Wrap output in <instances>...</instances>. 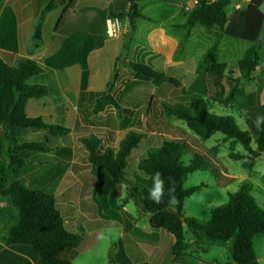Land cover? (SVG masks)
<instances>
[{
	"label": "trees",
	"instance_id": "16d2710c",
	"mask_svg": "<svg viewBox=\"0 0 264 264\" xmlns=\"http://www.w3.org/2000/svg\"><path fill=\"white\" fill-rule=\"evenodd\" d=\"M127 2L130 4L128 13H122L116 17L122 19L127 16L133 31L136 20L144 18V15L139 7V0H127ZM231 2L232 0H198L197 7L192 11L183 10L188 19L186 24L181 26L186 32L179 49L182 48L183 42L189 39L196 25L215 31L216 40L199 63L198 73L201 70L205 71L204 78L217 86L219 90L209 94L207 87L201 85V75H198L196 84L192 87V91L197 92V95L192 97L190 104L183 101L176 103L174 100L170 104H164V113L170 118L182 121L188 130L182 127L177 129L182 134H188L190 131L194 140H208L215 134L221 133L226 141H230V157L233 159L245 158V155L234 153L236 145H241L250 158H258L264 154V122L258 129L255 121L258 117H264V104L260 100L264 80L260 79L256 89L248 94L243 82L252 80V75L261 61L259 50L264 45L262 35L264 0H249L244 9L229 16L226 9ZM56 7V0H51L45 7L43 15ZM7 13L10 15V42H12L14 18L9 10L4 17H7ZM43 15L35 29L34 39L36 40L42 38ZM225 36L252 44L238 62L240 77H234L232 70L227 72V63L209 64L218 50L221 39ZM5 43L0 40V45L6 46ZM128 44L126 41L124 52ZM80 62L85 77L88 64L85 59H81ZM129 64L136 75L152 80L156 87L165 83L175 87L181 84L179 79L167 76L150 64L140 62ZM43 72V66L29 58H21L13 66L0 58V161L6 155L9 164L18 169H25L27 166V161L21 157L20 153L28 151L45 158L51 150L46 147L45 142L20 143L17 138L8 135L7 125L18 129L47 130L51 135L67 131L60 125L44 121L42 117L27 115L26 108L31 99H41L49 95L47 86L29 82L32 77ZM117 80L116 60L107 90L95 94L97 98L92 104L94 114L103 113L110 106L120 109L118 102L111 94ZM243 96H246V101L239 112L245 119V128L237 123L233 115H221L210 110V101L229 106L236 102L237 97ZM99 125L102 128L103 125ZM112 128L114 130L106 129L105 139L91 135L82 139V143L98 175L112 183L123 184L129 160L133 151L139 146L142 135L130 132L116 147V125ZM62 150L70 149L67 147L54 149L57 154H61ZM208 153L212 157L207 153H201L183 135L167 138L161 146L148 149L138 164L141 174L136 175L134 181V189L140 194L141 210L149 216L152 228L174 235L172 254L176 260L182 258L190 247H200L205 242H211L231 245L233 264H260L253 241L255 236L264 235V208L253 196L249 181L242 182L236 192L229 194V200L226 203L212 207L211 218L208 221L202 222L193 217H186L184 214L186 199L204 187L200 185L185 188L184 183L190 174L200 170L209 171L220 184L228 185L227 182L231 180L223 175L219 165L214 161L213 149H208ZM184 154L193 156L187 165L182 162ZM157 172L161 174L159 179L163 181L161 203H156L150 197V191L154 187L153 177ZM2 197L10 199L18 215L14 223L9 226L6 235L2 237L0 249L2 244L27 245L39 254V264L73 263L76 257L73 252L85 240L86 232L80 229L78 233H74L68 229L53 193L47 189L28 186L20 180L11 181L4 169L0 167V198ZM172 197H175V202H170ZM184 226H187L194 237L193 244L186 241ZM69 251H72L71 254H66Z\"/></svg>",
	"mask_w": 264,
	"mask_h": 264
},
{
	"label": "rangeland",
	"instance_id": "374dc122",
	"mask_svg": "<svg viewBox=\"0 0 264 264\" xmlns=\"http://www.w3.org/2000/svg\"><path fill=\"white\" fill-rule=\"evenodd\" d=\"M163 2L164 0H157L149 3V0H141V7L147 14L153 17L154 23H150L147 20L139 22L136 31L132 35V47L129 52L122 51L117 59L118 80L111 94L118 102L120 109L118 110L110 106L103 113L94 114L92 104L97 98L95 94L98 92H96L92 94L94 99L93 102L89 104H79L76 121H74L72 117V119L68 118V121H65L62 125L55 124L67 129L66 132L51 135L46 130L48 133L46 136L30 137L34 140L42 138V142H45L48 146H52L54 149L55 147L72 145L75 149L74 156H62L54 152L52 153L53 158L48 161L47 165L43 167V170L39 169L37 155L28 151L20 153L21 157L27 161L25 169L12 167L6 155L0 161V167L4 169L9 180L14 181L19 179L28 186L47 189L55 194L58 207L63 211L65 220L69 221L67 227L69 230L71 229L76 233H78L81 228L79 229L78 226H75V223L71 222L73 214L80 210L83 212L86 211V214L94 215L96 211H98V213L101 212L102 207L99 199L103 195L101 194L103 192L104 194H111L110 198H113L117 207L123 210L126 208L133 216L138 217L141 226L147 216H143L142 214L140 194L134 189L135 176L141 174L138 170V164L148 149L161 146L165 139L180 135L186 136L193 146L201 153H207L211 156L208 153V149H213L215 152V157L213 156L214 161L219 165L223 175L231 179L227 182V184H229L226 185L220 184L209 171L200 170L190 174L184 183L185 188L200 185L204 187L186 199L184 209L186 217H193L202 222L208 221L211 218L210 209L226 203L229 200V194L236 192L244 181H250L253 196L264 208V154L258 158H250L249 154L241 145H236L234 153L245 155V158L240 160L233 159L230 157V141H226L224 135L217 133L208 140H194L190 131H188V134H182V132L177 129V127L187 129L182 121L170 118L164 113V104H170L174 100L176 103L183 101L186 104H190L192 97L197 95V92L192 91V87L196 84V78L200 75L202 79L201 85L207 87L209 94H214L219 90L217 86L204 78L203 75L205 71L201 70L200 73H198L199 63L202 61L206 51L216 40L215 31L207 30L205 27L197 25L194 28L193 37L187 52H185V63L187 64L180 68L170 67L166 72L162 71L167 76L179 79L181 82L179 87L172 86L168 83L156 87L152 80L144 76L136 75L129 64L131 62L149 64L151 59L147 56L148 52L146 48H148V35L151 29H165L166 32L171 33L169 24L180 19L181 15L176 14L178 10L177 6L171 4L170 6H166ZM194 3V8H196L198 0ZM246 3L247 1L245 0H232L231 4L226 9L228 15L232 16L236 11L244 9ZM179 4L181 5V1H179ZM192 6L193 3L191 4L188 1L183 3L184 8H190ZM262 8L264 10V5ZM120 20L122 21V19ZM122 25L123 31L120 35L110 37L107 33L105 34V39H108L109 43H116L119 36H123L125 42L128 41V43H130L131 40L129 41V39L132 34L131 25L129 23L125 26L123 22ZM118 39L122 38L119 37ZM182 41L183 40H181L180 44ZM186 41L183 42L181 49H179V44L175 50V60L183 54ZM250 46L251 43L248 41L225 36L222 38L219 48L209 64L227 63V72L232 70L234 71V77H240L241 74L238 71V62L244 57L245 52ZM103 58L104 59L100 62V69H106V67L110 68V64L106 65L105 61L108 60L109 56L104 54ZM262 60L264 61V53ZM263 61H260L262 69H264ZM158 70L161 71L160 69ZM260 78L264 79V70L254 72L251 81L243 82L246 94L256 89L257 82ZM245 101L246 96L237 97L236 102L229 106H223L219 103L210 101V110L221 115H233L237 123L245 128V119L239 112V109L243 108ZM99 124L103 125L102 128ZM113 125H116V147L119 146L120 141L130 132L141 134L142 140L139 146L133 151L129 160L124 183L98 185L96 183L99 175L89 161L88 152L82 143V139L88 138L91 135L105 139L106 129L111 128L114 130L112 128ZM51 137L54 140L53 142H50ZM192 158L193 156L191 154H184L182 162L187 165L191 162ZM48 166H52V169L56 171L58 176L57 181L52 184L42 182L40 177H38L39 173L44 171ZM72 179H74L73 182ZM70 187L71 190H69ZM79 193L81 194L82 200L77 202L76 199ZM99 206L100 209L98 210ZM71 208L74 209L73 213L70 211ZM17 215L18 211L12 205L10 199L8 197L0 198V240L6 235L9 226L14 223ZM100 215H95V217ZM77 225H82L87 231L91 230L90 223H85L80 220ZM184 229L186 241L193 239L187 226H184ZM120 232L119 226L118 228L102 229L101 236L98 237L99 240L93 250L84 254L78 253L72 264H125L123 263L125 260L124 257L122 255L119 256ZM164 233L166 235L164 241L168 242V239H171L173 235L169 232ZM91 238L93 239V237ZM141 240L144 241L146 238L142 237ZM255 242L260 254H264V235L256 236ZM207 246L206 252L200 250L194 252L190 250L194 252L195 263H197L198 260H202L209 264H233L231 245L209 242ZM177 262L179 261L177 260ZM187 263L189 264L191 261L189 260Z\"/></svg>",
	"mask_w": 264,
	"mask_h": 264
},
{
	"label": "crops",
	"instance_id": "0c3cea01",
	"mask_svg": "<svg viewBox=\"0 0 264 264\" xmlns=\"http://www.w3.org/2000/svg\"><path fill=\"white\" fill-rule=\"evenodd\" d=\"M50 1L0 0V40L7 44L6 46L0 45V58L11 66L16 65L21 58H29L43 66L44 72L32 77L29 82L31 84L47 86L50 91L49 95L41 99H31L27 104L26 112L29 117H42L48 123L62 125L65 121H68V118L72 119L73 117L74 121H76L79 104L93 102V93L104 92L107 89L114 72L116 60L124 50L125 40L123 36H119L122 39H118V37L116 43H109L108 39H105L106 21L111 16L116 17L122 13H128L130 4L126 0H73L71 3L69 0L65 2L63 0H56L57 7L43 15V11ZM153 1L157 0H149V3ZM179 1H181V5ZM186 1L191 4L193 3V6L184 8L183 3ZM195 1L164 0L163 3L166 6H170V4L176 5L178 9L176 14L181 15V17L178 21L169 24L171 33L166 32L165 29H151L148 35V48H146L148 52L147 56L151 59L149 61L150 65L166 72L170 67L180 68L187 64L185 63V52H187L193 37L194 28L197 25L192 29L191 35L186 41L185 50L177 60L174 59V52L181 40L184 39L186 32L185 29L180 28L186 24L188 19L183 9L192 11ZM140 3L141 0H139L138 4L144 18L136 20V27L130 35L131 41L128 44L126 52H129L132 47V35L136 31L139 22L147 20L150 23H154L153 17L143 10ZM7 10L12 13L14 18V38L12 42H10V15L7 13V17H4ZM42 15L44 16L41 29L42 38L41 40H36L34 39L35 29L40 19H42ZM122 22L125 26L128 25V17L122 18ZM263 31L264 26L262 35ZM263 53L264 45L259 50L261 61H263ZM104 54L109 56L108 60L105 61L106 65L110 64V68L106 67V69L101 70L100 62L104 59ZM81 59H85L88 64L87 75L85 77L80 62ZM263 70L259 64L256 71L260 72ZM252 91L254 90L250 92ZM260 100L264 104V88ZM6 128L8 135L12 138H17L20 143L42 142V138L38 139L36 137L37 140H34L30 137H42L48 134L46 130L18 129L10 125H7ZM53 141L51 137L50 142ZM46 147L51 152L45 158L37 155L39 169L41 170L53 158L52 153L55 152L52 146L46 144ZM64 147L70 150H62L60 155H75L74 146L69 145ZM52 168V166H48L44 171L39 173L38 177H40L42 182L52 184L57 181V173ZM73 181L74 179H72ZM96 184L106 185L113 183L107 179L104 180L99 175ZM71 187L69 190H71ZM101 194L103 195L100 197L99 202L102 211L99 213L96 211L95 213V215L101 214L100 216L95 217L94 214H86V211L80 210L75 212L71 219V222L76 224L75 226L86 232L85 240L73 252L76 254V257L78 253L84 254L93 250L99 240L98 237L101 236L102 229L118 228L119 226L121 230L119 234V256L122 255L124 257L123 263L125 264H188L187 261L189 260L191 261L189 264H209L202 260H198L195 263L194 256V252L197 250L206 252L209 242L203 243L200 247H194V249L190 247L182 258L177 259L179 261L177 262L172 254V247L175 243L174 235L171 239H168V242L164 241V237L166 236L164 232L166 231L152 228L149 216L146 213H142L143 216L147 217L140 226L139 218L133 216L126 208L123 210L117 207L113 198H110L111 194H104V192ZM76 200L77 202L82 200L80 193ZM99 209L100 206L98 207ZM70 211L73 213L74 209L71 208ZM61 212L63 214L62 210ZM80 220L90 223L91 230L87 231L82 225H77ZM65 222L66 225L69 224V221L65 220ZM70 231L72 230L70 229ZM142 237L146 238V240L142 241ZM255 238L253 241L254 249L260 264H264V254H260L258 251ZM194 241L193 237V239L187 242L193 244ZM71 252L69 251L66 254H71ZM39 260V254L27 245L2 244L0 249V264H39Z\"/></svg>",
	"mask_w": 264,
	"mask_h": 264
},
{
	"label": "clouds",
	"instance_id": "9594fccd",
	"mask_svg": "<svg viewBox=\"0 0 264 264\" xmlns=\"http://www.w3.org/2000/svg\"><path fill=\"white\" fill-rule=\"evenodd\" d=\"M264 122V117H258L257 120L255 121L256 127L259 129L260 124ZM161 174L157 172L155 176L153 177V182H154V187L150 191V197L156 202V203H161L162 199L160 197V194L162 193L163 190V181L159 179ZM174 191V189H170ZM170 202H175V197H172ZM103 238V237H101Z\"/></svg>",
	"mask_w": 264,
	"mask_h": 264
},
{
	"label": "built area",
	"instance_id": "2783aa9c",
	"mask_svg": "<svg viewBox=\"0 0 264 264\" xmlns=\"http://www.w3.org/2000/svg\"><path fill=\"white\" fill-rule=\"evenodd\" d=\"M249 1V0H245ZM123 31V25L122 21L118 17H110L106 21V29L105 32L107 33L108 36L110 37H116L120 35Z\"/></svg>",
	"mask_w": 264,
	"mask_h": 264
},
{
	"label": "water",
	"instance_id": "95a60500",
	"mask_svg": "<svg viewBox=\"0 0 264 264\" xmlns=\"http://www.w3.org/2000/svg\"><path fill=\"white\" fill-rule=\"evenodd\" d=\"M182 221H184V218H182Z\"/></svg>",
	"mask_w": 264,
	"mask_h": 264
}]
</instances>
